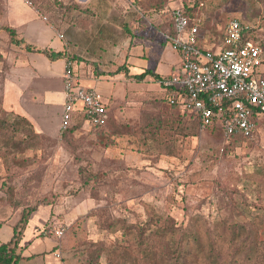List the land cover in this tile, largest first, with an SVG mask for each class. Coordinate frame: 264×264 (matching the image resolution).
Listing matches in <instances>:
<instances>
[{
    "label": "rangeland",
    "instance_id": "rangeland-1",
    "mask_svg": "<svg viewBox=\"0 0 264 264\" xmlns=\"http://www.w3.org/2000/svg\"><path fill=\"white\" fill-rule=\"evenodd\" d=\"M5 1L8 21L28 20L37 49L72 56L86 78L81 86L99 91L109 111L103 128L75 117V128L61 133L64 59L33 56L0 30V118L24 116L31 131L0 136V244L21 212L36 206L17 247L30 258L15 264H84L91 250L98 264H143L121 232L97 222L133 223L150 213L173 219L175 240L211 235L222 258L252 243L250 264H264V114L252 138L226 139L192 123L152 75L162 79L178 62L163 35L168 10L194 3V20L218 43L237 19L264 50V0H0V25ZM122 66L128 75L149 73L140 81L113 74Z\"/></svg>",
    "mask_w": 264,
    "mask_h": 264
},
{
    "label": "built area",
    "instance_id": "built-area-1",
    "mask_svg": "<svg viewBox=\"0 0 264 264\" xmlns=\"http://www.w3.org/2000/svg\"><path fill=\"white\" fill-rule=\"evenodd\" d=\"M171 16L173 32L163 35L179 55L180 64L159 80L168 101L192 114L201 128L218 124L226 139L252 138L256 130L252 115L264 111V50L244 41L247 27L237 19L228 22L218 43L181 8H174ZM74 65L75 61L64 59L61 133L75 117L90 127L104 126L109 119L107 100L96 89L81 86Z\"/></svg>",
    "mask_w": 264,
    "mask_h": 264
},
{
    "label": "trees",
    "instance_id": "trees-1",
    "mask_svg": "<svg viewBox=\"0 0 264 264\" xmlns=\"http://www.w3.org/2000/svg\"><path fill=\"white\" fill-rule=\"evenodd\" d=\"M152 1L155 2L154 4H157L161 3L162 0ZM199 4L201 5L202 3ZM181 9L189 17H195L194 12L196 9L194 3L183 6ZM172 10L167 11L168 21L165 33L168 34H172L173 32L171 16ZM0 30H5L8 33L11 43L17 46L22 45L25 49H27V51L41 53L50 60L59 58H69L73 60L72 56H67L63 51L37 49L35 46L26 43L24 39L19 36L15 28L8 24L0 25ZM243 39L244 41L255 42L251 37L250 30H246V32L243 34ZM117 72H124L126 77L140 81L146 74L149 73V70H145L139 74L128 75L127 66H122L118 67L113 72V74ZM152 75L154 76L155 80L158 79L159 81L161 79L156 73H152ZM261 76L264 78V60L263 72L261 73ZM178 109L182 113H186L179 107ZM262 114H264V111L262 112L260 110H256L252 115L256 127L257 119ZM80 123L82 124V122ZM192 123L200 126L199 122L194 118H192ZM76 125V123L71 124L64 132L74 129ZM106 125L107 124L94 128L100 129ZM145 125L149 127V129L156 126L155 123L153 124L151 122H147ZM27 126H30V123L24 116H21L16 122H9L3 118H0V136L15 133L22 128H24V133L26 132L25 134L28 136V133L31 131L25 128ZM206 129H210L222 134L218 124H213L212 127ZM231 139L237 140L245 138L241 136H234ZM34 210H36V206L24 209L21 212L19 219L12 227V235L10 239L0 244V264H15L20 259L30 258L21 256L17 251V247L21 239V230L25 227L30 213ZM116 219V221L101 219L100 221L98 220L97 223L100 229H104L108 233L121 232L122 237H120V239L124 242H127L124 245V248L128 249L129 252H133L134 254L138 255L141 258V262L143 264H191L193 262V258H201L204 261V264H250L254 262L255 251L257 249L252 243L250 244L251 246L246 248L242 242L234 247L232 258L230 255L224 256V258H222L221 250L217 247L218 245L211 235H203L198 232H189L185 235H182L180 239L175 240L173 238L175 225L173 219L170 216L163 217L155 213H150L144 221H136L133 223L123 221L121 218ZM232 229L235 234V228L232 227ZM231 239H233V237H231ZM242 253L245 255H242ZM244 257L246 259H244ZM257 258L258 256H256V259ZM84 264H98L97 257L93 254L92 250L90 251V255L85 259Z\"/></svg>",
    "mask_w": 264,
    "mask_h": 264
},
{
    "label": "crops",
    "instance_id": "crops-1",
    "mask_svg": "<svg viewBox=\"0 0 264 264\" xmlns=\"http://www.w3.org/2000/svg\"><path fill=\"white\" fill-rule=\"evenodd\" d=\"M82 1V0H81ZM9 3H10V5H11V1H9ZM10 5H8V1H5V8H6V11H7V19H6V23L8 24V25H10V26H12V27H14L15 28V30L17 31V33L19 34V36H21L23 39H24V41L26 42V43H29V44H31V45H33V46H35L36 47V44H34L35 43V41H36V38H34V36L32 35V34H30L29 33V21L28 20H25V19H22V18H20V19H18V18H16V19H14L13 20V22L12 21H8V6L10 7ZM5 23V24H6ZM37 48V47H36ZM31 55H33L34 56V54H37V53H33L32 51H30L29 52ZM177 54V53H176ZM178 55V54H177ZM129 59H130V61L132 60V57H129L128 56V59H127V62L129 63V64H132L131 62H129ZM178 62H179V55H178ZM178 62L176 63V65H172V67L171 68H168L167 70H165V72L164 73H162V74H164L165 76H167V75H169V73H171V72H173L174 70H175V68L177 67V65H178ZM129 66V65H128ZM34 70H32L33 72H32V75L34 76V79H36L37 78V76H38V72H37V69H36V67L34 66ZM128 68V67H127ZM75 69H77V64L75 63V65H74V72L76 73V75L79 77V80L81 81L82 79H86V78H84V77H81V76H79V74H78V72H77V70H75ZM160 74V73H159ZM164 76V77H165ZM62 109V108H61Z\"/></svg>",
    "mask_w": 264,
    "mask_h": 264
},
{
    "label": "water",
    "instance_id": "water-1",
    "mask_svg": "<svg viewBox=\"0 0 264 264\" xmlns=\"http://www.w3.org/2000/svg\"><path fill=\"white\" fill-rule=\"evenodd\" d=\"M82 1H85V0H82Z\"/></svg>",
    "mask_w": 264,
    "mask_h": 264
}]
</instances>
